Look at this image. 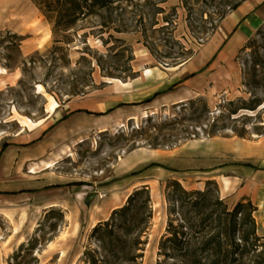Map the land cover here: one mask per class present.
<instances>
[{
  "label": "rangeland",
  "instance_id": "1",
  "mask_svg": "<svg viewBox=\"0 0 264 264\" xmlns=\"http://www.w3.org/2000/svg\"><path fill=\"white\" fill-rule=\"evenodd\" d=\"M237 1L135 0L137 14L118 18L119 28L94 20L58 45L45 19L18 33L15 14L16 24L0 31V192L15 193L0 194V264H84L97 247L93 225L143 180L151 182L153 219L138 264H158L171 182L205 190V168L233 163L239 151L256 161L264 155V109L230 118L224 108L250 98L244 82L254 50L244 48L252 39L264 45V19L247 27L251 0L232 11ZM37 9L20 7L27 15ZM119 104L105 116L77 112L61 121ZM214 126L219 134L208 137Z\"/></svg>",
  "mask_w": 264,
  "mask_h": 264
},
{
  "label": "trees",
  "instance_id": "2",
  "mask_svg": "<svg viewBox=\"0 0 264 264\" xmlns=\"http://www.w3.org/2000/svg\"><path fill=\"white\" fill-rule=\"evenodd\" d=\"M32 1L52 27L55 45L69 44L68 32L94 20H99L102 29L113 30L112 28L118 26V18L128 13L136 15L139 8L135 0ZM246 1L239 0L231 5L230 9L235 11ZM155 6H157L155 13H161L163 9L158 5ZM166 24L169 26L168 21ZM258 35L264 36V28L258 30ZM58 49L55 47V50ZM244 49L254 50L244 82L245 93L250 95V98L229 101L224 108L230 118L241 112H257L259 108L264 109V45L258 46L257 39H252ZM197 74L193 73L185 77L166 92L174 90L176 86ZM164 93H155L141 104L151 103ZM195 103L192 101L191 105ZM198 103L207 110L205 101L199 100ZM121 106L124 104H119L105 113L77 110L63 117L61 121L77 112L105 116ZM247 117V115L242 116V118ZM233 130L241 138L245 137L247 132L245 128ZM256 130L258 132L259 128ZM218 132L216 126L206 131L208 137H215ZM41 139L42 137L38 140ZM8 146L5 145L2 152ZM212 186L216 188L213 189ZM170 187L171 219L168 221L167 234L160 244L159 255L163 259L158 264H264V237L257 233L254 219L256 207L251 201L230 204L228 199L221 198L215 181H208L205 190L188 191L175 180L171 182ZM0 194L15 193L0 192ZM152 219L150 190L145 186L138 188L128 197L124 206L114 210L107 221L99 223L93 229L92 237L97 247L85 252L84 264H138L139 259L143 257ZM26 253L28 256L33 255L31 250H27Z\"/></svg>",
  "mask_w": 264,
  "mask_h": 264
},
{
  "label": "crops",
  "instance_id": "3",
  "mask_svg": "<svg viewBox=\"0 0 264 264\" xmlns=\"http://www.w3.org/2000/svg\"><path fill=\"white\" fill-rule=\"evenodd\" d=\"M31 3L38 8L36 10L37 13L33 12L32 15H27L24 10H20V7H25ZM14 8L18 9L14 10ZM246 12V16L248 17L245 18L243 24L246 23L247 27L248 25L249 27L254 25L256 22L260 24L264 19V0H251L248 3ZM15 14H17V17L22 18L19 21L21 26L20 29L17 30L18 33L34 31L38 25L32 26L34 19L38 20L39 23H42L45 19L39 7L33 3L32 0H0V31L11 29V24H16L12 19L15 17ZM21 14L24 16H19ZM45 22V29H47L50 25L46 19ZM171 84L174 85L176 82ZM111 108L112 107H108L106 111ZM254 154L239 151V153H237L238 159H234L233 163L223 162L216 166H209L205 168L206 170L204 173L206 181L213 180L218 184L219 194L222 199H228L232 204H236L240 201L252 202L256 207L254 219L257 224V233L259 236L264 237V155L256 161ZM144 186L148 187L150 190L151 182L149 180H143L134 184L131 188L132 191L127 197L134 189L136 190ZM114 209H116V207Z\"/></svg>",
  "mask_w": 264,
  "mask_h": 264
},
{
  "label": "bare ground",
  "instance_id": "4",
  "mask_svg": "<svg viewBox=\"0 0 264 264\" xmlns=\"http://www.w3.org/2000/svg\"><path fill=\"white\" fill-rule=\"evenodd\" d=\"M0 74H2V73H1V70H0ZM143 74H144V73H143ZM181 101H182V100H181ZM261 106H263V105H261ZM261 108H262V107H261ZM259 109H260V108H259ZM247 111H248V110H247ZM144 113H145V112H144ZM144 116H145V114H144ZM136 117H137V116H136ZM131 118H132V117H131ZM136 119H137V118H136ZM122 125H123V124H122ZM102 130H103V128H102ZM102 130H101V131H102ZM99 131H100V130H99ZM79 141H80V140H79ZM85 141H86V140H85ZM61 153H62V152H61ZM61 158H62V157H61ZM57 159H58V158H57ZM58 160H59V159H58ZM53 163H54V162H53ZM51 167H52V164H50V163H46V168H51ZM30 169H31V168H30ZM31 170H32V169H31ZM29 171H30V170H29ZM33 172H34V169H33L32 173H33ZM134 190H135V189H134ZM134 190H133V191H134ZM96 225H97V224L93 225V228H95ZM93 228H92V229H93Z\"/></svg>",
  "mask_w": 264,
  "mask_h": 264
}]
</instances>
